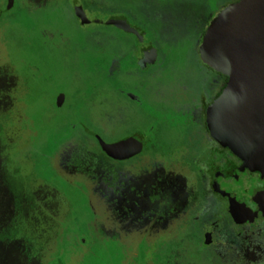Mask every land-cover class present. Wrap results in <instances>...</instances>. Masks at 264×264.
Segmentation results:
<instances>
[{"label":"rangeland","instance_id":"1","mask_svg":"<svg viewBox=\"0 0 264 264\" xmlns=\"http://www.w3.org/2000/svg\"><path fill=\"white\" fill-rule=\"evenodd\" d=\"M8 1L0 0V264H175L188 235L203 237L208 222L194 219L203 202L148 154L114 163L85 133L117 138L108 69L117 44L124 56L133 47L95 21L134 16L164 53L161 39L200 38L235 0H11L6 9ZM77 6L88 24L75 19ZM173 17L185 18L181 29ZM78 151L93 159L92 176L71 164Z\"/></svg>","mask_w":264,"mask_h":264},{"label":"flooded vegetation","instance_id":"2","mask_svg":"<svg viewBox=\"0 0 264 264\" xmlns=\"http://www.w3.org/2000/svg\"><path fill=\"white\" fill-rule=\"evenodd\" d=\"M10 7L11 2L9 5L8 1L6 9ZM153 8L160 7L155 5ZM1 14L0 12V17ZM113 18L124 19L136 33L107 25L106 21H95L96 24L123 32L133 41L132 50L126 56L121 54L120 45H116L108 69L113 81L112 120L117 133V138L112 143L132 139L140 144V149L122 160L111 159L102 153L114 163L133 162L148 154L155 159L162 173L168 174L170 171L183 185L198 187L195 191L203 205L197 209L194 219L205 216L206 219L203 220L208 223L202 225L201 239L189 238L188 235V241L177 247L174 262H227L230 255L225 250L227 242L222 240L223 233H254L264 237V177L257 172L241 169L242 162L217 143L207 129L205 112L228 81L226 76L207 67L199 55L203 34L213 18L210 17L204 25L200 38L196 35L195 39L177 38L178 36L168 40L161 39L167 46L164 53L156 48L155 39L145 37V32L140 29L134 16L131 19L126 15ZM75 19L82 25L78 18ZM175 20L174 17L171 19L170 26L172 29H181L183 25H178L183 24L185 18L182 22ZM174 23L177 26H173ZM194 26L197 32L198 19ZM179 47L186 53L175 54ZM153 50L155 54L151 53ZM86 131L90 130L85 129V133ZM90 132H93L92 135L88 134L92 139L97 142L101 139L94 131ZM159 177L163 179L162 176ZM154 179L158 181L157 178ZM232 200L249 209L254 215L252 220L235 224L230 212ZM151 204H156V200ZM152 210L153 214L150 212V216L155 220L158 215ZM177 238L178 236L170 237L156 248L161 250L167 244L171 247L176 244ZM145 264H151V261H146Z\"/></svg>","mask_w":264,"mask_h":264},{"label":"water","instance_id":"3","mask_svg":"<svg viewBox=\"0 0 264 264\" xmlns=\"http://www.w3.org/2000/svg\"><path fill=\"white\" fill-rule=\"evenodd\" d=\"M74 15L82 25L89 23L81 7L74 8ZM106 24L136 33L124 19L110 18ZM199 55L207 67L228 78L205 112L209 134L242 162L241 169L264 177V0H237L221 9L203 34ZM98 143L114 160L127 159L140 149L132 139ZM230 212L235 224L254 216L233 200Z\"/></svg>","mask_w":264,"mask_h":264},{"label":"trees","instance_id":"4","mask_svg":"<svg viewBox=\"0 0 264 264\" xmlns=\"http://www.w3.org/2000/svg\"><path fill=\"white\" fill-rule=\"evenodd\" d=\"M86 132L89 135L93 134L90 131ZM70 161L76 171L88 176H92L93 171L97 168L93 159L88 158L84 151H78ZM222 240L227 242L225 250H227L230 258L227 262L221 260L220 263L217 261L216 264H264L263 236L254 233H223Z\"/></svg>","mask_w":264,"mask_h":264}]
</instances>
